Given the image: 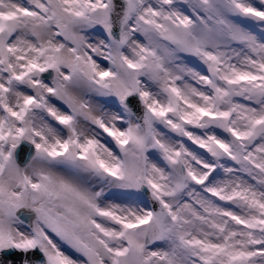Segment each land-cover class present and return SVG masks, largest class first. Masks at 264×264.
I'll use <instances>...</instances> for the list:
<instances>
[{
  "label": "snow or ice",
  "instance_id": "6c2138e0",
  "mask_svg": "<svg viewBox=\"0 0 264 264\" xmlns=\"http://www.w3.org/2000/svg\"><path fill=\"white\" fill-rule=\"evenodd\" d=\"M0 264H264V0H0Z\"/></svg>",
  "mask_w": 264,
  "mask_h": 264
}]
</instances>
